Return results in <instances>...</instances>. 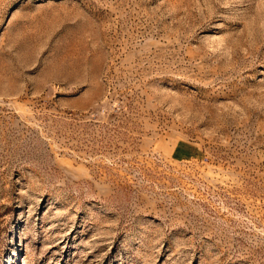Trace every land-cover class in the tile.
<instances>
[{
	"label": "rangeland",
	"instance_id": "rangeland-1",
	"mask_svg": "<svg viewBox=\"0 0 264 264\" xmlns=\"http://www.w3.org/2000/svg\"><path fill=\"white\" fill-rule=\"evenodd\" d=\"M0 264H264V0H0Z\"/></svg>",
	"mask_w": 264,
	"mask_h": 264
}]
</instances>
